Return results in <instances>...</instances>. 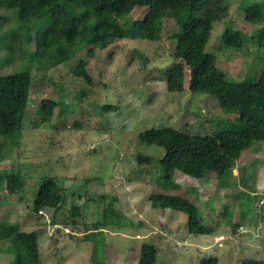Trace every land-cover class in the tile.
<instances>
[{"label": "rangeland", "instance_id": "obj_1", "mask_svg": "<svg viewBox=\"0 0 264 264\" xmlns=\"http://www.w3.org/2000/svg\"><path fill=\"white\" fill-rule=\"evenodd\" d=\"M146 10L136 7L116 18L123 37L105 49L87 54L86 49L66 48L65 62L43 68L28 64L31 112L19 137L0 141V220L37 232L41 264H136L143 242L156 247L155 264H196L208 256H215L217 264H239L245 258L264 264V146L260 151L244 149L223 181L215 172L179 178L182 192L188 187L191 198L197 195L203 221L215 227L210 233H190L183 212L149 204L162 168L136 167L135 157L157 159L163 150L145 130L171 126L194 131L199 124L209 131L218 111L230 119L237 115L224 113L214 98L186 87L181 92L165 89L157 77L171 63L173 42L168 36L189 11L159 14L153 39L134 38V22L144 18ZM261 13V19L250 23L233 1L227 15L213 23L206 47L215 52L218 68L230 80H243L264 65V49L257 44L264 33V8ZM225 29L240 36L241 47L219 48ZM22 46L23 52L34 49L31 43ZM51 50L42 55V63L47 65L51 54L60 53ZM80 58L92 78L89 86L72 73ZM21 62L17 54L0 49V75ZM60 88L64 93L58 94ZM47 97L60 99V105L49 120L34 126L39 103ZM106 103L117 108L97 113L95 105ZM6 173L19 175L15 191L7 188L2 176ZM49 175L57 176L63 202L57 210L42 209L36 215L32 197ZM111 197L117 199L118 217L104 213ZM8 246L0 240V264H11Z\"/></svg>", "mask_w": 264, "mask_h": 264}, {"label": "trees", "instance_id": "obj_2", "mask_svg": "<svg viewBox=\"0 0 264 264\" xmlns=\"http://www.w3.org/2000/svg\"><path fill=\"white\" fill-rule=\"evenodd\" d=\"M233 1L243 9L248 22L262 18L264 0H0V49L17 54L23 64L11 73L0 75V141L19 137L23 121L31 112L32 78L28 64L33 62L43 68L65 62L68 58L66 48L86 49L87 54L94 48L105 49L123 37L116 18L129 14L136 7L147 10L144 18L134 22L132 36L153 39L159 14L186 8L188 18L168 36L173 42L171 63L162 69L157 79L164 82L169 92H181L186 87L190 93L214 98L224 113L237 116L230 119L218 111L220 115L213 117L209 131L199 124L194 131L171 126L147 129L145 132L162 148L163 155L156 159L137 154L138 165L135 166L159 164L162 168L159 188L148 195L152 208L181 211L186 216L188 232L210 233L215 227L203 221L197 195L194 194L196 199L191 198L192 191L188 187L182 192L179 178H200L207 172H215L223 181V175L244 149L260 151L264 146V65L258 66L254 75L245 76L243 80H230L218 68L215 52L206 47L213 23L227 15ZM220 40V49L239 48L242 43L240 36L229 29L223 31ZM24 43H31L33 51L23 52ZM257 44L264 49V33ZM53 48H58L60 53L51 54L47 65L42 63V55L53 52ZM259 60L263 62V56ZM85 64L80 58L72 73L89 86L92 78ZM58 90V94L64 93L62 88ZM82 96L84 92L78 94L79 98ZM59 105L60 99L42 98L34 126L49 120ZM95 107L100 114L116 109L117 105L106 103ZM2 176L7 180V188L15 191L19 175L6 173ZM56 177L49 175L41 179L34 191L32 210L36 215L42 209L57 210L63 202ZM115 202L116 197H111L105 214L120 216ZM37 236L34 230L20 229L18 223L0 220V240L10 244L5 251L12 254L11 264H41ZM156 261V247L143 242L136 264H155ZM196 264H217V258L204 257ZM239 264L253 262L245 258Z\"/></svg>", "mask_w": 264, "mask_h": 264}]
</instances>
